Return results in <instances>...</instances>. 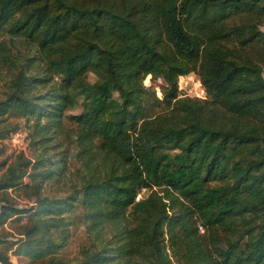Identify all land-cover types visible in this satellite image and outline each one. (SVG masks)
<instances>
[{"label": "trees", "instance_id": "1", "mask_svg": "<svg viewBox=\"0 0 264 264\" xmlns=\"http://www.w3.org/2000/svg\"><path fill=\"white\" fill-rule=\"evenodd\" d=\"M262 25L264 0H0V120L32 118L40 148L0 160V224L28 213L11 255L62 264L67 207L109 233L87 264H264ZM191 72L206 98L180 93ZM70 158L76 184L41 192Z\"/></svg>", "mask_w": 264, "mask_h": 264}, {"label": "rangeland", "instance_id": "2", "mask_svg": "<svg viewBox=\"0 0 264 264\" xmlns=\"http://www.w3.org/2000/svg\"><path fill=\"white\" fill-rule=\"evenodd\" d=\"M264 32V25L260 27ZM17 49L24 53L26 48L23 45H16ZM32 52V50H30ZM36 72L35 69L30 71ZM95 77L91 74H87V80L93 82ZM145 88L152 92L154 91L157 96L162 95V80L159 78L152 79L151 77H145L143 80ZM178 87L180 93L186 94L190 97H199L206 98V95L201 87L198 77L195 73H188L182 75L178 78ZM147 115H153L161 110L160 106H147ZM79 111L78 107H74L70 111H64V113H77ZM43 122V118L40 120ZM33 119L29 118L24 120L23 118H4L0 120V128H9L7 134L4 138L0 139V160H6V163L11 161L17 153H21L24 157L32 160L34 154L40 150L37 148L32 149L30 143V132L32 131L31 126ZM15 128H11L14 127ZM53 140V139H52ZM62 147H58V150H62ZM45 151V149H44ZM56 153L53 150L48 151V154L51 156ZM77 168V163L73 159H65L63 164L56 167L55 169L59 170V177L53 181L44 180L41 182L40 190L48 195L54 197H64L68 191V183L76 184V179L74 177V170ZM54 168H52L53 170ZM3 171V167H0V173ZM30 170L27 169V173ZM23 183H28V177L25 175L22 179ZM146 190L141 189L137 194L135 199L140 198V196L145 195ZM10 196L11 203L16 208H28L34 206L32 202L33 199L25 198L22 192L15 190L8 191ZM1 198V196H0ZM74 204V202H73ZM32 206V207H33ZM79 209H71L63 207V211L60 216L64 217V228L63 236L64 245L58 249L57 255L62 258V264H87L84 263L86 257L83 255V252L89 248L91 242L96 246H101L106 244L109 247V233L106 230V227L102 229L103 234L97 236L96 231H91L90 233L86 230L85 224L81 222L74 221V217L77 214ZM28 213L21 214L20 216H11L10 218L4 220L0 224V250H4V253L11 259L12 264H31L27 259L19 256H12V251L14 245L10 244L12 242H17L18 239H22L20 234L23 228H26L28 225ZM60 229V228H59ZM100 239V242L97 240ZM6 248V249H5ZM90 250V248H89ZM111 255L115 256L114 253ZM107 264H116L114 261H109Z\"/></svg>", "mask_w": 264, "mask_h": 264}]
</instances>
